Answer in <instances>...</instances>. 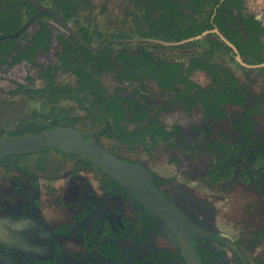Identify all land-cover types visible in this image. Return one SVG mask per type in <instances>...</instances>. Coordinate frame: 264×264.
Returning <instances> with one entry per match:
<instances>
[{
    "label": "flooded vegetation",
    "instance_id": "flooded-vegetation-1",
    "mask_svg": "<svg viewBox=\"0 0 264 264\" xmlns=\"http://www.w3.org/2000/svg\"><path fill=\"white\" fill-rule=\"evenodd\" d=\"M75 1L64 19L51 0H20L34 11L0 31L13 38L0 44V135L62 129L81 148L0 156V264H264V89L213 60L221 49L264 75V28L256 60L214 24L210 0H173L182 28L201 27L178 39L151 4L123 0L133 33L104 35L76 24L88 0ZM41 22L47 48H27Z\"/></svg>",
    "mask_w": 264,
    "mask_h": 264
},
{
    "label": "trees",
    "instance_id": "trees-1",
    "mask_svg": "<svg viewBox=\"0 0 264 264\" xmlns=\"http://www.w3.org/2000/svg\"><path fill=\"white\" fill-rule=\"evenodd\" d=\"M55 8L61 12L64 19H68L73 15V12L78 9V3L75 0H51ZM135 4H140L141 2L151 4L154 9L159 11V16L156 19H162L161 21L167 23L169 28H166L165 33L168 37L178 39L181 37H187L197 29L201 30L200 25L195 24L193 28H182L179 25L180 19L183 18L182 13L176 10L173 0H129ZM206 0H192L194 6H198L200 3L205 2ZM212 1L213 6L217 8L213 9V6L210 12H215L212 18L214 24L223 31L224 35L236 46L238 52L243 56H249L252 59L261 60L263 55L259 53L262 43L258 39V36L263 32L264 26H262L258 20L253 15L243 16L240 14L241 6L239 0H210ZM226 3H229L231 6L228 7ZM236 8L238 11V16L234 14L233 9ZM147 11L145 16L149 17L150 7L147 6ZM34 11V7L30 6L27 2L22 3L20 0H4L0 6V31L3 34H8L13 32L18 28L22 21V14L30 15ZM239 17L238 21H235ZM208 25H211L209 18ZM212 22V23H213ZM40 29L32 37V45L27 48L38 49V48H47V39L46 34L47 24L44 22L40 23ZM176 28L175 30H171ZM243 31H241L240 29ZM243 32V33H242ZM87 38V35H83ZM73 41L77 44L79 49L88 51L79 41L73 38ZM61 42H66L61 40ZM13 43V38L6 40L5 43L0 44L11 45ZM71 44V42H68ZM7 48V47H6ZM25 56V52L23 53ZM75 63H77L75 59ZM223 92V91H222ZM216 96H220L216 94Z\"/></svg>",
    "mask_w": 264,
    "mask_h": 264
},
{
    "label": "rangeland",
    "instance_id": "rangeland-1",
    "mask_svg": "<svg viewBox=\"0 0 264 264\" xmlns=\"http://www.w3.org/2000/svg\"><path fill=\"white\" fill-rule=\"evenodd\" d=\"M179 2V7L186 9V0H178ZM245 3V8L248 11L255 12L257 15L260 17L262 22H264V0H244ZM126 7V2L123 0H88L86 6L84 7L83 11L77 14L76 18L79 21L76 24H83L86 25L92 29H95L97 31L102 32L104 35H107L111 32H116L119 30H122V32H132L130 28L132 25L131 24V18L127 16L124 13ZM51 26L54 27L55 30L59 31L61 30V26L54 20L49 21ZM69 25L75 26V23L73 21H70ZM35 25H31L30 30L33 29ZM130 29V30H129ZM133 33V32H132ZM199 48L204 49L206 48L207 41L205 39H202L200 42ZM49 49V51L43 53L40 55V60L41 62H49L53 60V56L55 55V51L53 48ZM192 48H196V45H194ZM179 54L184 53L185 51L183 50H178L177 51ZM196 52V51H194ZM193 53V52H192ZM187 55V54H186ZM186 55L182 54V58H187ZM214 58L213 60L219 62L220 65L224 66L227 70L230 69L232 74L235 75L240 80H245L246 75L247 77H250L251 74H255V77L258 79L256 81H253L254 85L252 90L254 92L259 91L260 89H264V75H257V73L253 70H249L248 68L241 66L237 64L236 62L232 61V58H230V53L227 51L223 50H217L213 54ZM6 71V70H5ZM4 70H1V73H5ZM200 76V79H203V76L197 74V77ZM254 76V75H252ZM248 80V79H246ZM193 121L191 118H189L188 121H185V123H192ZM219 127H222L219 125ZM217 126V128L219 129ZM162 157V158H161ZM161 159L163 160V164L166 161V154L161 155ZM162 160H159L157 165L160 164ZM166 170H168V167L166 165ZM180 186L184 187L186 191H191L190 185L188 183L181 182ZM222 223L225 224V221L222 220ZM221 223V225H223ZM223 227H226L223 225Z\"/></svg>",
    "mask_w": 264,
    "mask_h": 264
},
{
    "label": "water",
    "instance_id": "water-1",
    "mask_svg": "<svg viewBox=\"0 0 264 264\" xmlns=\"http://www.w3.org/2000/svg\"><path fill=\"white\" fill-rule=\"evenodd\" d=\"M66 131L53 129L20 135H0V156L7 153L30 151L42 147L72 148L77 146V149L81 150L75 142L71 141Z\"/></svg>",
    "mask_w": 264,
    "mask_h": 264
}]
</instances>
